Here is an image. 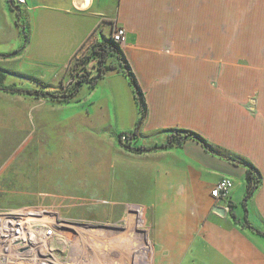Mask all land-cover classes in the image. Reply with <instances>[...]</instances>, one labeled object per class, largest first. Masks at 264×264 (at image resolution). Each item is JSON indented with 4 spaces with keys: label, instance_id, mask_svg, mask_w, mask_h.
<instances>
[{
    "label": "crops",
    "instance_id": "0c3cea01",
    "mask_svg": "<svg viewBox=\"0 0 264 264\" xmlns=\"http://www.w3.org/2000/svg\"><path fill=\"white\" fill-rule=\"evenodd\" d=\"M16 2L23 27L0 0L4 84L66 83L82 47L118 26L148 104L132 146L152 148L170 129H187L216 150L194 139L140 153L123 147L118 136L136 129L140 113L128 78L112 72L68 103L0 89V111L11 107L18 123L28 117L33 125L17 150L18 175L27 171L37 187L69 180L70 192L36 189L43 201L136 207L149 224L147 264H264V234L243 225L246 216L264 232V0ZM219 153L240 155L261 172L247 213L246 168ZM226 177L229 197H213Z\"/></svg>",
    "mask_w": 264,
    "mask_h": 264
},
{
    "label": "rangeland",
    "instance_id": "374dc122",
    "mask_svg": "<svg viewBox=\"0 0 264 264\" xmlns=\"http://www.w3.org/2000/svg\"><path fill=\"white\" fill-rule=\"evenodd\" d=\"M90 47V44L82 47L70 66L84 57ZM7 77L8 81L14 79L11 75ZM18 84L23 87L32 86L27 82ZM2 111H0V211L24 207L56 210L58 216L64 219V231L51 245L59 264H147L150 258L149 224L142 221L140 210L136 207H109L107 204L84 200L70 203L43 201L46 196L40 195L36 189L48 191L49 186H52L62 193L70 192L72 185L69 180L66 177H57L51 181L56 186L52 184L37 187L26 178L27 171L18 175L17 150L22 146L24 137L32 131L33 125L28 117L18 123L11 107L9 113L3 109ZM17 175L20 178H17ZM19 179L21 183H18Z\"/></svg>",
    "mask_w": 264,
    "mask_h": 264
},
{
    "label": "trees",
    "instance_id": "16d2710c",
    "mask_svg": "<svg viewBox=\"0 0 264 264\" xmlns=\"http://www.w3.org/2000/svg\"><path fill=\"white\" fill-rule=\"evenodd\" d=\"M9 8L14 13L16 22L19 27H23L22 13L20 5L16 0H8ZM28 43V36L26 34L25 44ZM71 65V63H70ZM71 81L69 84H62L58 87H53L48 83L40 80L32 79L37 85L35 89L22 88L14 84H4L3 76L0 74V89L12 94H24L33 96L36 99H43L53 103H68L76 99L80 90L83 87L90 89L94 88L98 82L105 76L112 72H120L126 76L132 86L135 99L140 113V119L136 129L130 132L122 133L118 136L119 142L123 147L131 152H144L147 150L169 149L173 147L182 146L187 140L194 139L202 143L206 150L210 152L216 151L206 140L198 133L187 129H170L168 131L167 140L164 144L156 145L152 148L133 147L132 140L137 138L139 128L145 120L148 112V104L142 87L132 69L130 61L128 60L123 45L117 42L113 36H103L101 40L91 45L89 51L81 59L75 61L74 65L70 66ZM27 77L25 75H21ZM218 155L224 156L219 153ZM225 155L224 157H226ZM227 159L234 164L242 165L246 168V193L243 200V205L247 213V204L262 183V175L260 170L250 161L240 155H228ZM247 215V214H246ZM244 226L252 228L253 230L264 234L254 227H252L245 216Z\"/></svg>",
    "mask_w": 264,
    "mask_h": 264
},
{
    "label": "built area",
    "instance_id": "2783aa9c",
    "mask_svg": "<svg viewBox=\"0 0 264 264\" xmlns=\"http://www.w3.org/2000/svg\"><path fill=\"white\" fill-rule=\"evenodd\" d=\"M114 39L127 42L126 29L116 26ZM69 77L65 83L71 81ZM233 188L231 178H223L212 189L215 198H228ZM63 218L56 210L43 207L0 211V264H59L51 245L63 230Z\"/></svg>",
    "mask_w": 264,
    "mask_h": 264
}]
</instances>
